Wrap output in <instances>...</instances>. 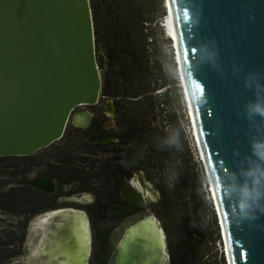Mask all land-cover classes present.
Wrapping results in <instances>:
<instances>
[{"label":"water","instance_id":"obj_1","mask_svg":"<svg viewBox=\"0 0 264 264\" xmlns=\"http://www.w3.org/2000/svg\"><path fill=\"white\" fill-rule=\"evenodd\" d=\"M165 5L228 264H264V159L257 155L264 151V116L255 111L264 107V0ZM106 64L96 48L89 0H0V156L32 154L61 139L73 109L99 99ZM81 116L76 125L88 127L91 115ZM63 215L69 226L61 238L71 242L75 232L78 249L81 232L90 235L88 216L83 210ZM81 218L87 224L79 232ZM151 221L156 237L145 229ZM123 243V264H170L166 233L155 215L125 230L116 264ZM54 248L64 253L59 244ZM85 248L73 263L67 255L60 264H88Z\"/></svg>","mask_w":264,"mask_h":264},{"label":"trees","instance_id":"obj_2","mask_svg":"<svg viewBox=\"0 0 264 264\" xmlns=\"http://www.w3.org/2000/svg\"><path fill=\"white\" fill-rule=\"evenodd\" d=\"M89 1L96 48L107 60L99 106L113 100L114 123L105 126L99 110L88 129L75 133L68 126L60 140L32 154L0 156V213L16 217L14 227H0V264H13L23 255L31 220L57 207L56 198L72 180L97 195L94 204L83 205L94 232L90 264H111L113 230L129 216L149 211L166 233L170 264H226L216 251L221 242L216 211L189 165L185 126L174 108L179 96L166 91L168 63L160 31L165 0ZM103 138L114 141L99 143ZM72 155L77 160L63 162ZM90 158L100 169L96 179L107 186H98L101 195L89 181L87 170L94 168L82 167ZM33 172L54 178L57 193L33 186ZM134 174L154 188L156 199L143 205L123 195V181Z\"/></svg>","mask_w":264,"mask_h":264},{"label":"rangeland","instance_id":"obj_3","mask_svg":"<svg viewBox=\"0 0 264 264\" xmlns=\"http://www.w3.org/2000/svg\"><path fill=\"white\" fill-rule=\"evenodd\" d=\"M165 2H164V7L166 6ZM165 9L167 11L166 7ZM161 21L162 23L164 22L163 17ZM160 31L164 36L162 49H163L164 58L168 63L165 77L169 85L167 86L166 91H168L170 97H173V95L176 97L179 96L180 99L178 102L179 105L175 103L174 108L177 114L179 115V117L181 118L183 126H185V130H186L185 133L188 139V146L190 152L188 154L189 165L194 169L197 177L201 180L206 201L209 200L213 204V207L216 211L218 218V226L221 235V242L217 243L216 251L218 252V254H221V252L223 253L226 260V264H228L225 239L223 236L222 225L220 223L221 220L218 215V208L213 199L214 194L210 190V188L212 189V187L209 182L210 179L205 165V161L201 154L200 146L197 141V138L196 136H194L195 132L193 128L192 113L180 70L176 44L175 41H172V39L168 36L167 30L164 26L161 27ZM100 75H101V84H102V71H100ZM174 102L175 101H173V103ZM108 104L106 105L107 108L109 107ZM109 113L111 114V112ZM111 119L113 120V118ZM144 181L145 180L143 179L142 175L136 174L132 176L128 180V182H126L127 185L126 191L128 195L138 200L156 199L158 194L155 192L154 188L149 183L145 184ZM145 215H155V214L149 211L146 212ZM63 216L64 215H60L58 217L54 215L51 216L41 215L34 218L30 223V227L28 230L27 240L25 242V252L23 253L22 256L15 259L13 261V264H60V262L66 260L69 255L65 253L60 254L59 251H57L54 248L57 242V238L64 234V233L62 234L63 229L65 228L66 230V228H68L67 226H69L68 223L63 221L64 219ZM138 217H134L132 219L127 220L126 225L125 226L122 225L121 228L122 227L126 228L127 225L134 223V221L138 219ZM80 220L83 221L82 218ZM13 223H14V219H12L10 215L0 213V227H8ZM65 230L64 232H66ZM121 234H122V230L118 231V229H116L115 232L113 233L112 243H114L115 246L117 245L118 238L121 236ZM89 243H90V235L88 236L87 246H89ZM68 247L69 245L67 240H63L61 248L59 250L61 251L67 250Z\"/></svg>","mask_w":264,"mask_h":264},{"label":"flooded vegetation","instance_id":"obj_4","mask_svg":"<svg viewBox=\"0 0 264 264\" xmlns=\"http://www.w3.org/2000/svg\"><path fill=\"white\" fill-rule=\"evenodd\" d=\"M99 99H100V96H99ZM99 99L97 100V102L95 104L87 105V106H78V107L74 108L66 129L68 128V126H70V128H72V130H73L72 132H75V133H79L82 130L88 129L93 124L94 120L99 116L98 115L99 110L101 111V114L105 117V122H104L105 124L104 125L105 126H111L114 123V118H115L113 100L112 99H108V101H106L104 104L99 106ZM107 104L109 105L108 108L106 106ZM108 111L111 112V114ZM81 112H88L91 115V122L88 125V127L83 128V127H80V126H78V125H76L74 123L73 117L77 113H81ZM111 118H113V120ZM66 129H65V131H66ZM111 141H114V139L113 138H103V139H99L98 140V142L101 143V144H106V143H109ZM82 155H84L85 158L88 157V156H91V155L87 156L86 154H82ZM78 156H80V155H78ZM74 160H77V159H75V157L72 155L70 159L66 158V159L63 160V162L64 163H73ZM94 162H95V165H96V161L95 160H94ZM82 167H87V169H90L91 167L94 168L93 171H89V170H87V171L89 172V175H91L90 179H89L90 184L92 183L93 184L92 186H96L95 188L97 189L98 195L100 194V191H101V189L98 188V186L103 185V186H101L102 189H107V186L105 184V180L104 179H102V180L96 179L97 176H99L100 169H99L98 165L93 166L91 158L88 159L86 161V163L84 162ZM102 170H105V169L102 168ZM104 174L106 175V172ZM134 175H136V174H134ZM139 175H141V174H139ZM129 179L123 181V183H122V193L127 199L135 201V202H139L140 204L143 203V205L144 204L146 205L149 200H153V199H148V200L141 199V200H138V199L130 197L128 195L127 191H126V186H127L126 182H128ZM30 183L33 186H35L36 188H38L39 190H42V191H45V192H48V193H54V192L57 193L56 180L54 178L50 177V176H44V175H40V174H38L36 172H33L31 177H30ZM144 183L146 184L147 182L144 181ZM98 190H100V191H98ZM102 195H106V192H104ZM96 199H97V195L92 189H85L82 182L80 183V182H78V180H72V181H69L68 183H66L63 186L61 194L56 198V203H57L58 206L53 208V209H50L48 211H45V212H43V213H41V214L36 216V217H38V216H41V215H44V216L54 215V216L58 217L60 215H63L64 211H66V210L70 211L72 213H75V214L78 213L80 210L85 211L87 216H88V219H89V232H90V243H89V246H87V250H88L87 251L88 252V254H87L88 255V257H87L88 264H90L91 257H92L93 252H94V232H93V227H92V221H91L90 214L83 207V205L91 204V203L94 204ZM105 200L106 201L108 200V196L105 197ZM2 214H8V215H10L12 217V219H14V223L12 225L8 226V227H12L14 224H16V217H14L12 214L5 213V212H2ZM145 216L146 215L142 216L140 213H137L136 215H133V216H129L124 222H122L118 227H116L113 230V233L115 232L116 229H118V231L122 230V234L118 238V243H117L116 246H115L114 243H112V245H113V250H112L113 259H112L111 264H116V259H117V256H118V249H119L120 240L123 237V234H124L125 230L130 225H132L133 223L127 225L126 228H123V227L121 228V226L122 225L125 226L127 220H129V219H132L134 217H138V219H136L134 221V223H135L139 219H141V218H143ZM36 217H34V218H36ZM32 220H31V222H32ZM76 222H77V227L79 228L78 231L79 230L81 231V224H80L81 222L78 221V220H76ZM29 227H30V224H29ZM64 230H65V228L62 231V234L64 233L62 236L67 234L66 232H67L68 229L66 228V230H65L66 232H64ZM113 233H112V235H113ZM71 235H72V239L73 240L71 242H68L69 249H67V251H69V252H65V254L68 253V255H70V254L76 253V251H78V250H79V252L80 251L84 252V250H85L84 246L85 245L81 244L80 245L81 247L79 246L78 249L76 248V246H74V242H75L74 238L76 237V233L75 232L71 233ZM62 236H60V238ZM63 240H65V239L61 238L60 242H63ZM112 240H113V238L111 236V242H112Z\"/></svg>","mask_w":264,"mask_h":264},{"label":"bare ground","instance_id":"obj_5","mask_svg":"<svg viewBox=\"0 0 264 264\" xmlns=\"http://www.w3.org/2000/svg\"><path fill=\"white\" fill-rule=\"evenodd\" d=\"M166 8H168L167 6H166ZM165 28H166V30H167V34H168V36L171 38V36L172 37H174V40H175V36H174V30H173V24H172V17H171V11H170V7H169V12H168V9H167V13H166V17H165V19H164V25H163ZM172 39V38H171ZM172 41H173V39H172ZM175 44H176V41H175ZM193 119V118H192ZM82 122H83V120H82V116H81V113H77L76 115H75V119H74V123L75 124H78V125H80V124H82ZM195 136V135H194ZM198 141V140H197ZM199 143V142H198ZM200 146V145H199ZM200 151H201V149H200ZM201 154H202V152H201ZM203 156V155H202ZM209 182H210V180H209ZM81 223V229H83L82 228V226H83V223L85 224V227H86V224H87V222H84V221H80ZM83 222V223H82ZM145 229H146V232L148 233V236H152V237H156V233H157V230H156V228H155V226H154V221H151V222H149V223H147L146 225H145ZM86 230H84L83 232H81V234L79 235V237H78V241L80 242V245L81 244H83V245H87V240H88V235L86 234V232H85ZM156 234V235H155ZM57 244H59V249H60V247H61V245H62V243L60 242L59 243V241H57L56 242ZM58 246V245H57ZM122 246H123V249H122V260H121V264H123L124 263V257H125V255L127 254V252H128V247H127V244H122ZM85 248V247H84ZM58 250V249H57ZM85 250H86V248H85ZM84 250V251H85ZM54 251V250H53ZM52 251V252H53ZM62 252H64L65 253V250H63ZM63 253V254H64ZM54 254V253H53ZM75 256V253H73V254H70L69 255V257L70 258H68V260L70 261V263L72 262L73 263V260L75 259V258H72V257H74ZM68 261H66L65 260V262H63V263H67ZM162 264H165V261L163 260V262H162Z\"/></svg>","mask_w":264,"mask_h":264},{"label":"clouds","instance_id":"obj_6","mask_svg":"<svg viewBox=\"0 0 264 264\" xmlns=\"http://www.w3.org/2000/svg\"><path fill=\"white\" fill-rule=\"evenodd\" d=\"M163 23H164V22H163ZM255 111H256L258 114L264 116V107H261V106L257 105V106L255 107ZM257 148L259 149L260 146L257 145ZM257 155H258L261 159H264V151H257ZM256 180H259V177H256Z\"/></svg>","mask_w":264,"mask_h":264}]
</instances>
